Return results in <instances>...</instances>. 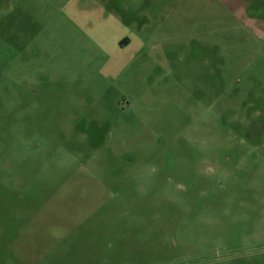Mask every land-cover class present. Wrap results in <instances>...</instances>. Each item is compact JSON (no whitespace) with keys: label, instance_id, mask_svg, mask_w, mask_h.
<instances>
[{"label":"rangeland","instance_id":"374dc122","mask_svg":"<svg viewBox=\"0 0 264 264\" xmlns=\"http://www.w3.org/2000/svg\"><path fill=\"white\" fill-rule=\"evenodd\" d=\"M0 264H264V0H0Z\"/></svg>","mask_w":264,"mask_h":264}]
</instances>
